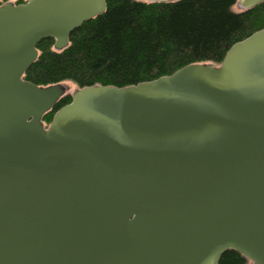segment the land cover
Returning <instances> with one entry per match:
<instances>
[{
	"label": "water",
	"instance_id": "1",
	"mask_svg": "<svg viewBox=\"0 0 264 264\" xmlns=\"http://www.w3.org/2000/svg\"><path fill=\"white\" fill-rule=\"evenodd\" d=\"M105 8L0 5V264H264V27L220 63L77 87L45 126L68 86L22 77L36 45Z\"/></svg>",
	"mask_w": 264,
	"mask_h": 264
},
{
	"label": "trees",
	"instance_id": "2",
	"mask_svg": "<svg viewBox=\"0 0 264 264\" xmlns=\"http://www.w3.org/2000/svg\"><path fill=\"white\" fill-rule=\"evenodd\" d=\"M236 1L106 0L105 11L76 28L64 49L54 50L52 38L40 40L37 58L22 77L39 86L71 81L77 87H123L188 63H219L233 43L264 27V1L234 11ZM70 100L67 92L44 114V124ZM247 262L228 249L217 264Z\"/></svg>",
	"mask_w": 264,
	"mask_h": 264
},
{
	"label": "rangeland",
	"instance_id": "3",
	"mask_svg": "<svg viewBox=\"0 0 264 264\" xmlns=\"http://www.w3.org/2000/svg\"><path fill=\"white\" fill-rule=\"evenodd\" d=\"M136 1H144V0H136ZM232 9L234 11H239V10H241V7H240L239 3L236 2L233 5ZM67 84L69 85V86L67 85L68 86V92H71L76 87V85L71 81H67ZM247 264H252V263H251V261L248 260Z\"/></svg>",
	"mask_w": 264,
	"mask_h": 264
},
{
	"label": "flooded vegetation",
	"instance_id": "4",
	"mask_svg": "<svg viewBox=\"0 0 264 264\" xmlns=\"http://www.w3.org/2000/svg\"><path fill=\"white\" fill-rule=\"evenodd\" d=\"M26 0H0V5L5 3L20 4L24 3Z\"/></svg>",
	"mask_w": 264,
	"mask_h": 264
}]
</instances>
